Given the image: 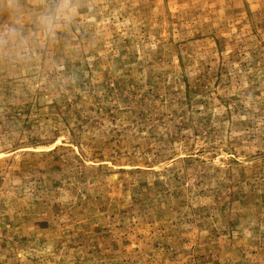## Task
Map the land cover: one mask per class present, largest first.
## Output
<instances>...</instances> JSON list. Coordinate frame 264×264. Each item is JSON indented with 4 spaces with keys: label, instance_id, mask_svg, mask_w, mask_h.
<instances>
[{
    "label": "rangeland",
    "instance_id": "1",
    "mask_svg": "<svg viewBox=\"0 0 264 264\" xmlns=\"http://www.w3.org/2000/svg\"><path fill=\"white\" fill-rule=\"evenodd\" d=\"M0 38V264H264V0H0Z\"/></svg>",
    "mask_w": 264,
    "mask_h": 264
},
{
    "label": "clouds",
    "instance_id": "2",
    "mask_svg": "<svg viewBox=\"0 0 264 264\" xmlns=\"http://www.w3.org/2000/svg\"><path fill=\"white\" fill-rule=\"evenodd\" d=\"M10 7H12L13 9H15V10L18 11V8H17V6H16L15 4L10 5ZM51 19H53V20L55 19L54 15L52 16ZM43 20H44L45 23H48V22H49V17L45 16V17L43 18ZM17 31H18V30H17L16 28H10V30H9V34H10V35H15V34H17ZM0 40H2V38H0Z\"/></svg>",
    "mask_w": 264,
    "mask_h": 264
}]
</instances>
